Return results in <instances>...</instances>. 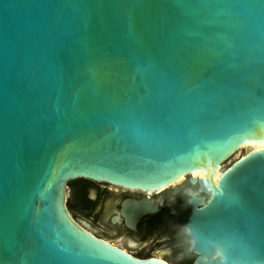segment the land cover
<instances>
[{
    "label": "water",
    "instance_id": "1",
    "mask_svg": "<svg viewBox=\"0 0 264 264\" xmlns=\"http://www.w3.org/2000/svg\"><path fill=\"white\" fill-rule=\"evenodd\" d=\"M263 140L264 0H0V264H168L88 231L67 186L182 177L193 264H264V146L226 163Z\"/></svg>",
    "mask_w": 264,
    "mask_h": 264
},
{
    "label": "flooded vegetation",
    "instance_id": "2",
    "mask_svg": "<svg viewBox=\"0 0 264 264\" xmlns=\"http://www.w3.org/2000/svg\"><path fill=\"white\" fill-rule=\"evenodd\" d=\"M191 186L198 187L187 177L155 191L94 182L87 187L89 206L80 208L82 217H73L95 236L137 258L193 264L197 255L188 250L182 228L192 209L190 200L204 193L188 191ZM133 201H144L155 210L138 212L130 204Z\"/></svg>",
    "mask_w": 264,
    "mask_h": 264
},
{
    "label": "trees",
    "instance_id": "3",
    "mask_svg": "<svg viewBox=\"0 0 264 264\" xmlns=\"http://www.w3.org/2000/svg\"><path fill=\"white\" fill-rule=\"evenodd\" d=\"M94 183L86 178H77L68 182L67 191V207L69 211L80 212V208L83 206H89L88 199L86 197L87 187ZM182 264H191L190 262Z\"/></svg>",
    "mask_w": 264,
    "mask_h": 264
},
{
    "label": "rangeland",
    "instance_id": "4",
    "mask_svg": "<svg viewBox=\"0 0 264 264\" xmlns=\"http://www.w3.org/2000/svg\"><path fill=\"white\" fill-rule=\"evenodd\" d=\"M246 146H243V144L241 145V147H240V149L235 153V154H233L227 161H226V163H230V162H232L235 158H237L239 155H241L242 153H244V151H245V148ZM184 178L185 177H182V178H179L176 182H182L183 180H184ZM70 213H71V215L72 216H80V217H82L81 215V213H78V212H76V211H70ZM178 264H181V262H177ZM170 264H176L175 262H170Z\"/></svg>",
    "mask_w": 264,
    "mask_h": 264
},
{
    "label": "bare ground",
    "instance_id": "5",
    "mask_svg": "<svg viewBox=\"0 0 264 264\" xmlns=\"http://www.w3.org/2000/svg\"><path fill=\"white\" fill-rule=\"evenodd\" d=\"M243 146H246L250 149H257V148H260V147H263L264 146V140L260 143V142H245L243 143ZM200 171H204V170H198L196 172L193 173V175L195 176H199V174H195V173H199ZM214 173L215 174V178H214V181L217 180V176H219L218 174V171L216 170Z\"/></svg>",
    "mask_w": 264,
    "mask_h": 264
}]
</instances>
